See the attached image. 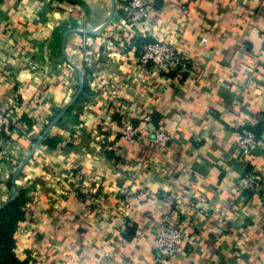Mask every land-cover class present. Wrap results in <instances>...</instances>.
I'll return each mask as SVG.
<instances>
[{
  "label": "crops",
  "instance_id": "obj_1",
  "mask_svg": "<svg viewBox=\"0 0 264 264\" xmlns=\"http://www.w3.org/2000/svg\"><path fill=\"white\" fill-rule=\"evenodd\" d=\"M116 0H0V205L18 165L83 90L21 170L23 217L13 254L27 264H264V0H156L130 26ZM166 42L191 68L143 69L134 41ZM260 59L263 69L255 65ZM148 115L135 144L121 118ZM259 134L249 161L235 131ZM172 135L165 147L154 131ZM255 168L257 191L238 179ZM191 242L164 260L152 241L165 218Z\"/></svg>",
  "mask_w": 264,
  "mask_h": 264
},
{
  "label": "built area",
  "instance_id": "obj_2",
  "mask_svg": "<svg viewBox=\"0 0 264 264\" xmlns=\"http://www.w3.org/2000/svg\"><path fill=\"white\" fill-rule=\"evenodd\" d=\"M125 14L130 26L147 21L156 0H124ZM264 43V36H263ZM136 44V61L145 70H166L182 77L191 68L189 61L182 59L178 51L169 43L152 42L145 39L134 41ZM255 65L263 69L259 58H255ZM149 116L142 117L135 123L125 117L121 118L119 136L128 144H135L142 133H149ZM17 123L15 115L0 107V136L8 132ZM150 143L157 147H165L172 141V135L163 129H158L149 137ZM259 142V136L251 129L242 127L235 131L234 148L239 157L249 161ZM261 174L255 169L241 175L238 179L240 190L257 191L262 183ZM191 243L190 230L182 227L177 221L165 218L152 241V249L164 260L174 258L187 243Z\"/></svg>",
  "mask_w": 264,
  "mask_h": 264
},
{
  "label": "trees",
  "instance_id": "obj_3",
  "mask_svg": "<svg viewBox=\"0 0 264 264\" xmlns=\"http://www.w3.org/2000/svg\"><path fill=\"white\" fill-rule=\"evenodd\" d=\"M24 202L25 191L20 190L17 191L16 198L0 210V264H27L25 260L18 259L12 251L13 233L18 221L23 217L21 207Z\"/></svg>",
  "mask_w": 264,
  "mask_h": 264
},
{
  "label": "water",
  "instance_id": "obj_4",
  "mask_svg": "<svg viewBox=\"0 0 264 264\" xmlns=\"http://www.w3.org/2000/svg\"><path fill=\"white\" fill-rule=\"evenodd\" d=\"M115 7H116V0H111V7H110V11H109V15L106 19V21L103 23L102 26H100L99 28L92 30V31H85L82 29H71L70 31H67L66 34L64 35V39H63V45H64V40L67 36L68 33L70 32H77V33H96L99 32L100 30H102L103 28H105L109 22L111 21L114 13H115ZM75 69L78 72L79 75V87L78 90L76 92V94L74 95V97L59 111V113L52 119V121L50 122V124L48 125L47 129L43 132V134L37 139V141L32 145L29 153L27 154V156L25 157V159H23V161L18 165V167L16 168L12 178H11V182H10V191H11V197L5 201L4 203H2L0 205V210L5 207L8 203L12 202L16 196H17V190H16V186H15V182L21 172V170L23 169V167L26 165V163L32 158L34 152L36 151L37 147L39 146V144L42 142V140L44 139V137L48 134V132L50 131V129L56 125L60 119L62 118V116L70 109V107L74 104V102L77 100V98L79 97V95L81 94L82 90H83V80H82V71L79 67L74 66Z\"/></svg>",
  "mask_w": 264,
  "mask_h": 264
}]
</instances>
